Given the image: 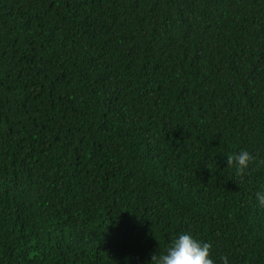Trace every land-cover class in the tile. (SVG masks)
Wrapping results in <instances>:
<instances>
[{
    "label": "trees",
    "instance_id": "trees-1",
    "mask_svg": "<svg viewBox=\"0 0 264 264\" xmlns=\"http://www.w3.org/2000/svg\"><path fill=\"white\" fill-rule=\"evenodd\" d=\"M264 0H0V264H149L173 236L264 264Z\"/></svg>",
    "mask_w": 264,
    "mask_h": 264
},
{
    "label": "clouds",
    "instance_id": "clouds-1",
    "mask_svg": "<svg viewBox=\"0 0 264 264\" xmlns=\"http://www.w3.org/2000/svg\"><path fill=\"white\" fill-rule=\"evenodd\" d=\"M255 165L264 166V158L258 159L248 150H242L227 157V167L235 168V174L243 177ZM260 207H264V189L255 193ZM221 264H228L227 256H222ZM149 264H216L212 258V244L203 242L191 232L173 236L163 252L152 254Z\"/></svg>",
    "mask_w": 264,
    "mask_h": 264
}]
</instances>
